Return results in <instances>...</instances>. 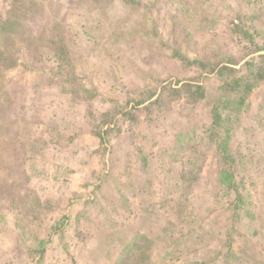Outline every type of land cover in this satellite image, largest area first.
Instances as JSON below:
<instances>
[{
	"label": "rangeland",
	"instance_id": "rangeland-1",
	"mask_svg": "<svg viewBox=\"0 0 264 264\" xmlns=\"http://www.w3.org/2000/svg\"><path fill=\"white\" fill-rule=\"evenodd\" d=\"M263 55L264 0H0V264H126L140 245L137 264H264V82L222 119L240 220L208 99L166 91L115 122L164 87L218 98L225 78L196 60L240 73Z\"/></svg>",
	"mask_w": 264,
	"mask_h": 264
},
{
	"label": "trees",
	"instance_id": "trees-1",
	"mask_svg": "<svg viewBox=\"0 0 264 264\" xmlns=\"http://www.w3.org/2000/svg\"><path fill=\"white\" fill-rule=\"evenodd\" d=\"M239 26L236 27L234 30V33L236 34V31L238 30ZM261 60L248 62L245 67L244 71H241L240 74L238 72V69L232 68L233 64H236L237 62L230 60L228 63H225L224 60L211 63V62H205V61H197L194 64H198L203 70H206L210 75H218L220 77H224L225 80L222 84L221 88L219 89L221 91V95L216 98H207L208 93L206 90V87L201 83H191L188 82L182 86V88L174 89V90H167V87L163 88V93L153 101H137L135 105H132L131 107H128L124 109L122 112L120 111L121 116L115 119V122L120 121L121 118L127 116L131 119H135L133 116L134 113L138 112H146L150 113L153 111L154 107H163L166 105L165 103V96L164 93L167 92H175L177 94V97L180 98L181 96H186L188 93L189 103H195L199 102L204 99H208L207 104L212 105L210 110V116L212 119V123L208 128H206V132L208 133V139L210 142H214L216 144L215 146V155L217 156V159H219L221 170L219 172V179L220 184L219 187L226 190V193L230 194H236V196L226 203L227 206L234 210V213L236 214L237 219H241V209L244 204H246V201L244 199V196L239 192V184L236 180V175L234 171V165L237 161L236 155L234 152L231 151V144H230V129H224L223 131V116L230 117L229 114L237 115L248 107L246 101L248 100L251 92L258 86L260 83L264 82V55L260 57ZM210 77L207 78L209 80ZM162 89V88H161ZM174 94V93H172ZM154 97H156V92H152L150 96L148 97L149 100H152ZM148 100V99H146ZM142 105H145L141 108ZM133 114V115H132ZM193 136L198 137V134L196 133L195 129H192ZM183 134H178L177 138L181 139ZM184 149V146L178 147V149H174L172 152V157L176 156L180 151ZM25 154V153H24ZM23 154V156H24ZM6 158L5 154H0V166L3 165L2 161ZM176 162H179V159L177 158L175 160ZM13 160H9L6 163L10 164V166H14L15 163H13ZM30 161L29 157H24V160L21 162L22 169L25 172H28L33 168L31 164H27ZM5 163V164H6ZM198 170V169H197ZM199 173V172H198ZM222 197V196H221ZM175 204L173 207V210L175 207L179 206ZM16 206H14L15 208ZM17 213H22L23 211L22 206L21 208L18 207ZM16 210V208H15ZM173 216V213H172ZM181 216L177 219L179 221V224L182 223ZM6 215L0 212V219H5ZM17 220V216H16ZM176 219L174 221H168V226L173 228L172 226L177 225ZM18 221V220H17ZM176 225H175V224ZM183 225V224H182ZM238 236L245 237L238 233ZM144 242H151V239L149 236L146 235L144 238ZM233 240H228V247L229 251L231 252V244ZM41 249L39 250L40 258L44 256L45 250H44V244L45 241H40ZM146 249L144 246H141L137 249V251L131 255V259L126 264H137L139 260L145 256ZM144 259V258H143ZM142 259V261H143Z\"/></svg>",
	"mask_w": 264,
	"mask_h": 264
}]
</instances>
